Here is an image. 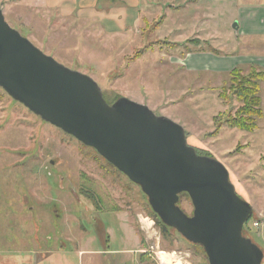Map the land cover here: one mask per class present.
I'll use <instances>...</instances> for the list:
<instances>
[{
	"label": "rangeland",
	"instance_id": "374dc122",
	"mask_svg": "<svg viewBox=\"0 0 264 264\" xmlns=\"http://www.w3.org/2000/svg\"><path fill=\"white\" fill-rule=\"evenodd\" d=\"M43 7L33 0H0V10L11 28L57 63L91 78L108 104L124 98L146 106L156 116L179 125L188 145L199 155L219 161L237 195L252 208L243 236L262 250L264 264V116L260 123L256 120L257 129L250 132L230 128L228 122L239 118L249 100L234 96L229 80L222 84L221 77L218 81L204 74H185L177 68L169 75L165 56L171 40L163 39L168 35L165 26L158 31L156 27L141 30L139 38L124 44L118 38L101 37L99 27L94 23L84 25L86 19L76 12L63 18L58 10ZM208 8L213 12L212 5ZM146 13L162 12L151 9ZM227 19L224 22L215 16L203 25L193 20V26L188 27L184 23L177 36L178 41L182 39L177 49L226 52L228 46H219L217 37L227 36L234 29L232 25L227 27ZM192 28L198 34L188 39H201L198 44L183 41L187 37L183 33ZM142 50L141 57L137 53ZM248 71L237 73L235 83L253 75L254 71ZM261 104L264 115V96ZM55 154L61 163L46 166L47 158ZM85 192L100 198L101 211L96 212L80 194ZM179 206L186 215H192L188 196ZM152 214L139 186L95 150L42 121L0 89L3 264L45 259L57 262L61 247L66 250L62 258L71 264H77V259L82 264H161L163 255L173 264H208L200 246L187 242L171 228L163 231ZM141 217L153 222L152 229L141 228ZM153 245L158 250L151 249ZM131 250L137 252L128 254ZM100 251L102 255H94Z\"/></svg>",
	"mask_w": 264,
	"mask_h": 264
},
{
	"label": "water",
	"instance_id": "95a60500",
	"mask_svg": "<svg viewBox=\"0 0 264 264\" xmlns=\"http://www.w3.org/2000/svg\"><path fill=\"white\" fill-rule=\"evenodd\" d=\"M0 89L139 186L159 221L200 246L208 264H261L262 250L242 234L252 208L219 161L198 155L179 125L146 106L124 98L108 104L91 78L43 54L1 10ZM182 193L191 216L178 206Z\"/></svg>",
	"mask_w": 264,
	"mask_h": 264
},
{
	"label": "crops",
	"instance_id": "0c3cea01",
	"mask_svg": "<svg viewBox=\"0 0 264 264\" xmlns=\"http://www.w3.org/2000/svg\"><path fill=\"white\" fill-rule=\"evenodd\" d=\"M33 2L45 5L43 8L48 11L58 10L63 18L70 17L73 12H76L77 16L86 19L83 21L84 25L96 24L101 31L99 34L101 37L118 38L124 44L139 38L146 28L156 27L158 31L165 26L168 28V31H165L168 35H163V39L171 40L168 45L170 50L165 56L170 67H167L168 70L165 64H162V67L168 71L169 75L174 74L177 68L185 74L200 76L204 74L218 81L221 77L224 80L221 81L223 84L229 80L230 73L235 69L248 70L254 67L264 72V0H33ZM191 5H194L193 11H191ZM211 5L214 8L213 12L208 8ZM151 9L162 13L160 15L147 14L146 12ZM215 16L217 20L221 18L224 22L228 16L227 27L232 25L234 28L231 29L232 32H227V36L224 33L220 38L217 37L221 43L219 46H228L229 49L226 52L213 48L207 50H191L188 47H184L183 50L177 49V43L182 42V39L178 41L177 36L181 34L180 29L184 23L186 27L193 26L192 22L195 20L198 25H203L204 22L215 19ZM187 30L189 31L183 33L187 36L183 41L190 44L191 40L189 41L188 38L195 36L198 32L196 33L193 28ZM131 36L133 38L129 40ZM169 36H173V39ZM192 40H196L197 44L202 41L201 39L199 41L197 37ZM260 91L262 100L264 82L260 84ZM263 116L262 111L260 119ZM59 250L57 262L45 259L34 261L35 263L31 261L14 264H71L62 258L66 250L62 247ZM136 252V250H131L128 254ZM102 254L103 252H94L96 256ZM0 264H3L1 260ZM77 264H82V261L77 259Z\"/></svg>",
	"mask_w": 264,
	"mask_h": 264
},
{
	"label": "trees",
	"instance_id": "16d2710c",
	"mask_svg": "<svg viewBox=\"0 0 264 264\" xmlns=\"http://www.w3.org/2000/svg\"><path fill=\"white\" fill-rule=\"evenodd\" d=\"M194 43H197V41L196 40L190 41V44H194ZM143 52H144V50L140 51V53H137V54L141 56V55H143ZM249 71H251V72L254 71L253 75L245 77L243 82L241 81V83H239V82L235 83L234 80L237 78V76H236L237 73L241 74L242 69L233 70L230 73V77H229V83L231 84V86L233 88L234 96L239 97V98H243L245 100L247 99V100H249V102L247 104H245L243 106L244 109L241 110V112H239V118H237V119L234 118L232 121L228 122V127L239 128L240 130L247 131V132L252 131L254 128L257 129L256 120H259L262 116V111L260 108V104H261L260 84H261V82H264V72L263 71H260L254 67H250ZM249 71H248V73H249ZM252 117L254 118V120H252L250 122L249 119H251ZM248 125H250V127H248ZM80 194H83L85 196V198L88 201H90V203L92 204V206L94 207L96 212L102 210L101 200L97 195H95L94 193H91V192H89V193L85 192V193H80ZM186 196L187 195L184 193L180 194L179 195V202L181 199L186 198ZM178 206H179V203H178ZM113 210H116V209H113ZM152 216L155 219V222L158 225H160V227L162 228L163 231L168 229L166 226H164L159 221L158 217L155 214H152ZM250 219L251 218L249 217L247 222H249ZM247 222L243 226L242 234H243V230L245 229V226L247 225Z\"/></svg>",
	"mask_w": 264,
	"mask_h": 264
},
{
	"label": "flooded vegetation",
	"instance_id": "af4514ba",
	"mask_svg": "<svg viewBox=\"0 0 264 264\" xmlns=\"http://www.w3.org/2000/svg\"><path fill=\"white\" fill-rule=\"evenodd\" d=\"M38 117V116H37ZM59 130V129H58ZM62 132V131H61ZM63 133V132H62ZM65 134V133H64ZM66 135V134H65ZM69 136V135H68ZM70 138H72L71 136H69ZM74 139V138H72ZM75 140V139H74ZM76 141V140H75ZM78 142V141H76ZM80 143V142H78ZM81 144V143H80ZM82 145V144H81ZM84 146V145H83ZM91 149V148H89ZM80 154V153H79ZM80 157H82V155L80 154ZM79 157V158H80ZM61 163V160L59 159V155H54V156H49V158H47V162H46V166L48 167H57V164ZM79 164L81 165V163L79 162ZM103 235V234H102Z\"/></svg>",
	"mask_w": 264,
	"mask_h": 264
},
{
	"label": "built area",
	"instance_id": "2783aa9c",
	"mask_svg": "<svg viewBox=\"0 0 264 264\" xmlns=\"http://www.w3.org/2000/svg\"><path fill=\"white\" fill-rule=\"evenodd\" d=\"M139 222H140V226H141L142 229L150 230V229H152V227H153V222H150L151 225L148 227V226L145 224V220H144V218H142V217H141V219H139ZM151 249H157V250H158V247H157L156 245H153V248H151ZM157 254L160 255V256L163 255V253H162V252H159V251H157Z\"/></svg>",
	"mask_w": 264,
	"mask_h": 264
},
{
	"label": "bare ground",
	"instance_id": "6f19581e",
	"mask_svg": "<svg viewBox=\"0 0 264 264\" xmlns=\"http://www.w3.org/2000/svg\"><path fill=\"white\" fill-rule=\"evenodd\" d=\"M145 224L147 226H150L151 223L148 221V220H145ZM161 264H173V260L172 259H169L167 256L161 258Z\"/></svg>",
	"mask_w": 264,
	"mask_h": 264
}]
</instances>
